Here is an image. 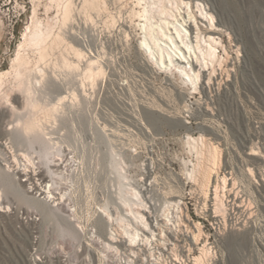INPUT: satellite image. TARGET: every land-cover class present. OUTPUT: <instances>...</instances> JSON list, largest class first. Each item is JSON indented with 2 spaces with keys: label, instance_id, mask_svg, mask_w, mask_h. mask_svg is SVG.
<instances>
[{
  "label": "rangeland",
  "instance_id": "rangeland-1",
  "mask_svg": "<svg viewBox=\"0 0 264 264\" xmlns=\"http://www.w3.org/2000/svg\"><path fill=\"white\" fill-rule=\"evenodd\" d=\"M56 1L35 2V18L42 27H52V34L63 27L59 3L66 0ZM196 1L213 14L217 29L213 34L222 39L223 45L217 47L223 60L220 65L214 62L209 88L204 82L211 67L202 72L203 83L199 81L195 89L176 72L167 73L153 60L146 62L138 47L141 34L136 25L132 26L139 19L129 16L133 7L138 9L135 0H105L106 9L99 8V13L85 11L82 0H73L72 19L59 34L84 51L85 58L97 59L103 72L89 79L82 71L84 58L79 70L63 66L60 54L77 59L69 48L66 52L64 42H59L61 47L48 39L58 47L47 40L48 47L55 46L54 53L50 47L52 51L48 49L50 55L45 63L39 62V69L54 74L57 86L48 88L45 81L37 84L39 90L33 97L38 103L34 99L33 106L25 101L27 96L22 91L24 70L19 78L8 75L0 89V114L6 112L2 126L9 131L17 122L11 104H28L30 109L22 112V120L36 119L35 131H40L43 139L36 136L47 140L48 150L54 145L53 151L60 148L63 154L76 159L73 176L83 188L79 190L81 196L86 194L93 201L105 193L110 205L119 201L118 207L127 213L128 205L119 196H130L129 185L137 189L147 183L145 190L154 202L175 200L183 193L185 179H189L186 172L201 160L207 162L208 148L217 146L221 165L233 171L237 183L233 195L238 206L230 215L234 225L220 239L216 264H264V0ZM33 8L32 0H0V71L10 67ZM30 49L26 52L34 67L36 53ZM60 88L67 95L62 103L56 100L59 92L64 94ZM73 90L77 93L75 99L70 94ZM50 103L56 104L57 112ZM17 127L11 139L21 134L15 137V145L28 147L26 142L34 134H26L20 122ZM189 136L203 137L204 153H196ZM37 143L33 144L36 150L40 145ZM12 219H0V264H23L20 250L26 244L15 231L18 224L14 225ZM48 228L43 239L45 251L60 244L57 225L51 223Z\"/></svg>",
  "mask_w": 264,
  "mask_h": 264
},
{
  "label": "bare ground",
  "instance_id": "bare-ground-1",
  "mask_svg": "<svg viewBox=\"0 0 264 264\" xmlns=\"http://www.w3.org/2000/svg\"><path fill=\"white\" fill-rule=\"evenodd\" d=\"M32 1L34 3V8L31 22L23 33V40L18 45V49L15 56L12 58L10 67L0 71V89L8 75L10 76V74H13L17 78L22 77V69L24 70V80L22 84L24 89L22 91L27 96V98H25L26 100H24L34 106L35 104L33 102L37 99L33 97V94L34 91L39 90L36 88L37 84L39 86V84L45 81L48 88H50V85L54 87L58 84V82L53 79V73L52 76L51 74H46L44 69H39V62L45 63L47 60L46 56L48 58L50 55L47 53L49 52L48 49L50 47L52 48L53 42H58V44L56 43L57 45L64 42L66 46L62 45L63 48L65 50L69 48V50H71L70 54L73 53L72 56L77 59V62L74 61V59H68V53H65L67 55H65V58L62 51L61 53L63 55L60 54V56H62L64 60L61 58L60 60L64 61V64H62L63 66H67V68L70 69L78 68L77 70H79L81 67H79V63L84 58L86 63L82 71H84V75L87 74L90 76V78L88 77L89 79H92L91 76L94 74L96 75V73L97 75L101 74L103 69L98 65L99 62L97 59L88 56L85 58L86 53H84V51L74 47L73 44H68L61 36L62 33L59 34L61 28H63L68 21H71L70 18L72 19L73 0L63 1L64 3L62 5V2L59 3L61 7L60 25H63V27L59 26V32L57 33L56 31V34H52V27L51 29L49 28L50 26L47 25L48 27L43 26L45 27L43 28L35 18L37 7L35 2L38 0ZM53 1L57 2L56 0ZM105 5V0H82V7H80L82 9L84 7L85 11L90 9L95 12L98 11L99 13L100 11L98 9L101 7L106 9ZM134 6H137L138 9L133 7L129 16L133 15L135 16L134 18L137 17L139 21H137V23L134 22L135 24L130 22L131 25L133 23L132 26L136 25V28H138L141 34L138 47L141 49V52L143 51L146 62L153 60L156 66L164 68L167 73L168 71L171 73L176 72L184 81L191 84L195 89L199 81L203 83L205 75L202 72L211 67V71L209 70V72H207V77L204 82V84H207V88H209L212 79L211 73L213 71L215 72L214 62L220 65L222 59L217 51V47L223 45L221 43L222 39L213 34L215 30H217L216 24L214 23V16L206 10L203 3L196 0H135ZM57 7L59 8V5ZM195 11L198 13H195ZM112 18L114 24L116 21L113 16ZM124 33H126V38H128L129 34L126 32V29ZM48 39H52L53 42ZM47 40L48 42L50 41L51 44L53 43L52 45L50 44V47L46 44ZM56 44L54 45L57 46ZM61 44L59 46H61ZM55 46H53L54 49ZM30 48L35 50V52H33L36 53L34 54L36 55L34 67L30 66L31 60L26 52V50ZM51 48L50 51L53 50V48L52 50ZM52 53H54V50ZM31 65H33V63ZM59 90H61V88ZM62 90L64 91V89ZM65 91L64 94L59 92L60 95H58L56 99L58 103L67 98ZM71 92L70 94L73 96V99H75L74 96L77 97V93H75L74 90ZM15 100H17V98ZM19 102L21 104V100H18V104ZM11 105L17 115V122L14 121L16 124L11 126L13 129H9V131L4 129L2 123L6 112H1L0 114V219L10 220L14 218V225L16 223L18 224L17 227H14L16 228L15 231L17 230L16 232L19 238L21 240L24 239L26 244L25 247L20 250L23 264H51V256L42 250V237L49 229V224L54 223L58 227L59 238L66 239L69 243L83 239L89 229L86 224L87 197L85 193H83L85 195L81 196L82 192L79 190L83 191V188L81 187L82 189H80L79 184H77V179L73 176V171L76 169L75 165L77 166L78 164H74L76 159L71 155L67 156L63 154V152L59 150V147L58 150L53 151V149H55L54 145L53 148H51L52 150H48L50 146L48 145L47 147V140H42L43 137L38 133L40 131H35L38 127L35 123L36 119L34 121L32 120L33 118L22 120V112L30 109L28 104H25V107L22 105ZM51 109L54 111L56 110L55 103L52 104ZM39 110L40 109H38V113L40 114L41 112H39ZM30 111H32V108ZM47 111H49V109ZM42 115L43 113L41 116ZM43 119L41 120L42 122H44ZM9 122L12 121L10 120ZM19 122L22 125V130L26 134L32 133V135H35H33V137L30 136V139L28 138L29 136H26L28 138L26 142L28 147L25 146L26 148L24 146L23 148L21 145V147L16 146L15 144L18 142L14 143L15 137L17 135L22 136L21 134H17L14 136V139H11L12 135L18 132L17 125ZM42 122H40V124ZM10 125L11 124H9V126ZM19 132L21 131L19 130ZM36 134H39L42 139L37 137L38 135L36 136ZM19 136L17 138H19ZM23 136L25 137V135ZM189 138L194 141L193 148L196 153L199 155L204 153V145L202 144L203 137L192 138L189 136ZM198 141L201 142L200 146L197 144ZM36 142L40 143V145H37L39 146L37 150L34 149L35 147L33 148ZM250 149L253 151V148ZM52 151L53 153L55 152V154L60 151L62 154L59 155L60 152H58L54 155L51 153ZM207 154L209 156L206 160L207 162L204 163L199 161L196 166L189 171L190 177L193 180L199 181L202 189H206L207 186L214 181V173L218 165L220 149L217 146H211L208 148ZM247 170L250 174H253L250 167H248ZM119 188L123 190V187L119 186ZM128 191L130 196H122V202L128 205L129 215L122 230L124 237L132 239L139 230L137 224L141 221L142 213L140 210L144 207V198L138 188L136 189L132 185H129ZM173 196L177 197L178 195ZM81 197L83 199H81ZM216 199L218 210H223L224 202L222 196L217 194ZM94 207L98 214L95 236L97 239L102 240L103 230L100 210L104 209L103 207H105V204L97 198ZM108 216H111L110 212H108ZM81 256L82 254H78L77 256L74 252L69 254V257H72V259L76 261L77 258ZM78 264H82V260H80Z\"/></svg>",
  "mask_w": 264,
  "mask_h": 264
},
{
  "label": "built area",
  "instance_id": "built-area-1",
  "mask_svg": "<svg viewBox=\"0 0 264 264\" xmlns=\"http://www.w3.org/2000/svg\"><path fill=\"white\" fill-rule=\"evenodd\" d=\"M215 170L214 181L206 189H202L199 181L193 180L187 171L189 179L184 181L183 193L171 201L154 202L145 190L147 185L138 187L144 207L140 210L139 230L132 239L124 237L122 230L128 213L118 207L119 201L110 205L106 194L101 193V198H97L105 204L100 210L102 240L95 236L97 198L87 199L86 224L89 229L83 239L69 243L60 238L58 246L45 251L46 232L41 240L42 250L51 256V264H78L80 260L82 264H216L220 257V239L235 223L230 215L238 202L233 195L237 183L232 169L222 166L218 159ZM217 194L223 198V210L217 208ZM122 196L119 199L122 200ZM72 252L82 256L73 260L69 257Z\"/></svg>",
  "mask_w": 264,
  "mask_h": 264
}]
</instances>
